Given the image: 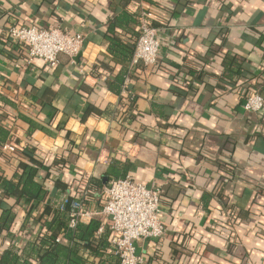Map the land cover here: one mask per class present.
<instances>
[{"label":"crops","instance_id":"obj_1","mask_svg":"<svg viewBox=\"0 0 264 264\" xmlns=\"http://www.w3.org/2000/svg\"><path fill=\"white\" fill-rule=\"evenodd\" d=\"M121 11L151 15L155 65L109 52ZM32 25L82 34L80 54L27 63L7 30ZM132 31L137 23L114 34L130 43ZM251 94L264 101V0H0V177L15 181L35 159L46 189L33 207L0 188V217L7 208L12 218L0 257L9 249L16 264H39L30 247L45 209L83 195L98 211L104 188L129 176L161 190L163 235L133 244L146 264H264V107L246 111ZM93 218L112 254L104 218L80 222Z\"/></svg>","mask_w":264,"mask_h":264},{"label":"built area","instance_id":"obj_2","mask_svg":"<svg viewBox=\"0 0 264 264\" xmlns=\"http://www.w3.org/2000/svg\"><path fill=\"white\" fill-rule=\"evenodd\" d=\"M150 16L149 13L144 14L139 19V36L131 61L133 65L140 63L148 67L157 62L159 41L157 30L150 23ZM7 34L13 41L25 46L27 63L40 59L52 67L58 64L61 54L73 62L84 45L82 34H71L60 27L11 26ZM128 82L129 76H126L122 93H126ZM263 107L264 101L259 94H251L245 98L246 111L260 113ZM2 150L14 151V147L5 144ZM103 192L104 203L98 211L87 209L83 195L79 198L63 196L56 207L62 210L66 204L70 206L67 214L68 225L71 228H74L82 218L102 216L113 234L112 251L119 257L120 264H146L140 256L135 255L133 244L135 240L141 238H158L165 231L160 219V187H147L126 176L111 181ZM102 231L101 225L98 232ZM56 240L59 241V237Z\"/></svg>","mask_w":264,"mask_h":264},{"label":"trees","instance_id":"obj_3","mask_svg":"<svg viewBox=\"0 0 264 264\" xmlns=\"http://www.w3.org/2000/svg\"><path fill=\"white\" fill-rule=\"evenodd\" d=\"M129 23L139 25V20L135 19L133 15L121 11L108 22L106 34L109 40V52L125 62L130 61L133 56L139 31L131 32L130 43L120 40L114 31L116 27L127 28ZM6 134L7 132L0 127V142L4 140ZM33 161L35 164L21 165L22 174L15 181L0 177V188L3 193L16 194L19 199H23L29 206L33 205L34 207L43 199L46 189L36 179L39 162L35 159ZM51 207L54 208L51 212L45 209L46 214L49 213L50 216L40 219L42 232L39 237V246L32 244L30 247V252L39 264H90L91 259L94 258H98V264H120L119 257L114 255L113 251L112 254L106 253L108 244L105 240L98 238V241H95L94 233L101 224L97 218H93L87 224L78 222L74 228H71L68 225L67 214L70 206L66 204L62 210L54 206ZM11 219L9 210L4 208L0 217V231L3 228H8ZM58 237L59 241L56 240ZM19 257L21 255H17V252L13 253L8 249L1 255L0 264H16Z\"/></svg>","mask_w":264,"mask_h":264}]
</instances>
